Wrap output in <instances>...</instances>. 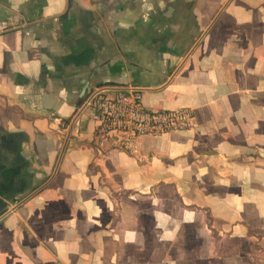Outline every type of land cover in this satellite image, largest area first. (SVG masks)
I'll list each match as a JSON object with an SVG mask.
<instances>
[{
  "label": "crops",
  "instance_id": "crops-1",
  "mask_svg": "<svg viewBox=\"0 0 264 264\" xmlns=\"http://www.w3.org/2000/svg\"><path fill=\"white\" fill-rule=\"evenodd\" d=\"M125 86L194 127L95 142L86 99ZM123 248L264 264V0H0V264Z\"/></svg>",
  "mask_w": 264,
  "mask_h": 264
},
{
  "label": "built area",
  "instance_id": "built-area-1",
  "mask_svg": "<svg viewBox=\"0 0 264 264\" xmlns=\"http://www.w3.org/2000/svg\"><path fill=\"white\" fill-rule=\"evenodd\" d=\"M94 111V140L109 143L129 154L137 152L142 137H160L176 132H188L194 127V115L188 108L152 110L143 104L142 92L125 86L109 94L95 90L85 101Z\"/></svg>",
  "mask_w": 264,
  "mask_h": 264
},
{
  "label": "rangeland",
  "instance_id": "rangeland-1",
  "mask_svg": "<svg viewBox=\"0 0 264 264\" xmlns=\"http://www.w3.org/2000/svg\"><path fill=\"white\" fill-rule=\"evenodd\" d=\"M191 245L192 246L194 245V247H195V244H191ZM133 250L134 249H131V248H123V251L121 253L120 264H152L153 263V262L148 263L145 260L146 259L145 256H143V259L142 258L135 259L134 257H137L138 254L136 253V251H133ZM189 256H190L189 259L180 260L176 264H201V263H198V260L193 257L194 252L189 253ZM206 264H216V262L215 261H207Z\"/></svg>",
  "mask_w": 264,
  "mask_h": 264
}]
</instances>
